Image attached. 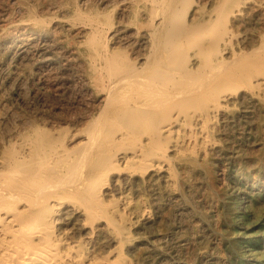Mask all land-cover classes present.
<instances>
[{
  "label": "rangeland",
  "instance_id": "1",
  "mask_svg": "<svg viewBox=\"0 0 264 264\" xmlns=\"http://www.w3.org/2000/svg\"><path fill=\"white\" fill-rule=\"evenodd\" d=\"M193 1L194 3L187 0V8L180 10L178 21L184 20L187 12L189 19L195 12L197 17L203 18L205 27L202 28L201 38L212 44L215 53L222 52L226 58L234 52L247 53L258 46L259 41L264 40V0H227L224 6V0ZM198 6L201 11L197 10ZM168 7V0H0V162L1 159L10 158L11 155L8 154L11 153L13 158L26 160L29 164L53 162L54 153L66 146L71 138L85 136L86 127L91 120L90 111L98 110L102 105L106 95L103 85L107 87L111 79L109 67L112 61L104 42L109 40V49L128 52L131 57L143 62L144 53L151 48L155 24L170 17ZM221 13L225 14L224 21ZM225 21L228 25L225 23L224 26ZM215 29L214 33L212 30ZM213 42L216 43L215 47ZM182 50L183 59H187L190 65L199 60L196 49L187 42L182 45ZM246 81L245 83L251 85L247 86L242 82L238 87L229 88L233 95L230 91L228 93V88H224L225 94L224 89H221L223 92L219 91L224 108L214 115L210 126V139L197 133L198 141L191 146L186 142L175 152H153L144 157L145 161L122 162L119 167L125 172L116 170L115 178L111 181L109 175L107 178V174L98 175L100 171L96 172L98 184L95 185H100L96 187L97 198L102 203L94 207L103 210L100 216L104 218L96 224L97 237L95 236L93 244L98 253L107 255L116 246L109 241L108 231L105 229V215L111 213L117 205L123 204L125 199H132L133 204L146 211L145 216L131 214L129 223L126 222L129 233L128 245L124 251L126 258L133 264H264V73L259 78L252 77ZM215 96L216 94L211 98L215 100ZM212 99L206 102L207 107L213 106L210 104ZM202 107H197L196 113L193 112L194 108L190 110L189 107L174 110L171 116L179 117L177 125L169 136L172 140L166 138L164 144L168 145L178 137L181 140L185 134H189L185 124L190 123L193 117L191 121H194L205 109V106ZM47 137H50L51 147L39 149L40 157L30 156L29 149L34 145L33 141H46ZM209 140L211 144L208 143ZM127 142L124 143L125 146ZM128 143L130 145H123L121 151L132 152L139 145L138 141L135 145L133 141ZM8 147L11 153L7 150ZM161 152L167 155L161 156ZM36 157L38 161H35ZM142 162L148 168L144 172L139 169L143 166ZM159 167L162 171L155 172ZM63 172L67 174V170ZM83 172L86 174L84 170ZM173 172L179 175L178 185L172 181ZM81 175L82 171L80 177ZM70 177L72 178L70 175L65 177L66 187L70 186L72 191L79 193L75 194L73 191L68 197L69 201L67 198L65 201L83 208L86 204L81 190L83 180L79 176H73V180ZM78 181L81 183L76 185ZM75 197L82 199L74 200ZM65 219L61 222V228L69 230L74 239L85 240V217L73 214Z\"/></svg>",
  "mask_w": 264,
  "mask_h": 264
},
{
  "label": "bare ground",
  "instance_id": "2",
  "mask_svg": "<svg viewBox=\"0 0 264 264\" xmlns=\"http://www.w3.org/2000/svg\"><path fill=\"white\" fill-rule=\"evenodd\" d=\"M160 1H162V0H160ZM168 1H169L168 10L166 8L165 9L167 11H169L170 17H167V18L170 20V22L167 23L168 19L163 18V20H161L158 24L157 23L155 24L154 30L152 31L151 48H149L148 51L146 50L147 51L146 53L143 52L144 53V61L143 62H141L142 60L138 61L137 58L131 57V55L128 52L119 51V49H118V51H116L115 49L114 50L109 49L108 48V41L109 40L106 39V41L104 42V46H106V48L108 50V54H109L110 59L112 61L111 66L109 65L110 66L109 69L111 71L109 75H110L111 79H110V83L107 87L104 86L105 84L103 85V87L106 90V95H105V99L103 98L104 100L102 102V105L99 107L98 110L96 109L97 111L96 110L90 111V112H92V114L88 111L90 113L91 120L89 121V123L86 127L87 130L85 129L86 130L85 136L79 137V139H77L75 137L71 138L66 146H64L62 149H60L59 151H56L54 153L53 158H55V160L53 162H48V163H46V162L45 163H37L36 162V163L29 164L26 160L21 161L18 158H13L14 155L12 157L11 150H9V147H8L7 150H9L11 153L8 155H11V157L1 159L2 161L0 162V264H133L130 261V259L128 260V258H126L125 251H124L128 245L127 244V238H128V233H129V229H128L126 222L128 221V223H129V216L131 214L137 213L138 215L141 214L142 216H145L146 211L144 209H142L139 205L133 204L132 199H131V201L128 199H125L123 204L117 205L116 207L113 206L114 208L112 209L111 213L110 212L107 213L108 212L107 211L106 213L108 215H105V218L107 221L105 229H106V231H108L109 241L114 242L116 244V246H115L114 251H111L107 255H102L101 253H98L96 251L95 245L93 244L95 236H96V230H98L96 224L101 222L102 221L101 219H104V218H103V216H100V214L103 210H101V209L98 210V208L94 207V206L98 205L99 203H102V201H99V199L97 198V195H98L97 191L98 190L96 189V187L98 188V186H100V185H97L98 183L96 182V180L98 179L97 176L100 174H105V175L107 174V178L109 175L111 177V178L109 177L110 181H111L113 178H115V175H114L115 171L121 169L119 166L121 165L122 162L129 163L130 161H135V162L141 161V160L145 161V160H143L144 157L150 153H153V152H156L158 154H159V151H164V152L174 151L175 152V151L181 149V146L183 144H185L186 142H188V145L191 146L192 144H194L198 141V137L196 135L197 133H201V135L204 136V138H208L209 133H210V126H212L211 123H212V121H214V115H217L218 112L220 111V109L223 107L222 100H221L222 96L220 95L219 91L221 89L223 90L224 88L227 90V88L229 89V88L235 87V86L241 84L242 82L245 83V82H247L246 81L247 79H251L252 77H258L259 78V76H261V74L263 76V73H264V40H262L261 42L259 41L260 44L258 46H256L254 49L252 48L253 49L252 51H248L247 53L244 51L234 52L233 54L231 53L232 56L226 58V57H224L222 52L215 53L212 50L213 49L212 44L205 41L206 39L203 40L201 38V34H202L201 31H202V28L205 27L204 26L205 20L203 18L197 17L196 12L191 16V19H189L188 12L185 13L184 18L182 17L184 20L178 21L180 18L179 16H181L180 10L187 6V0H168ZM191 1L194 3L193 0H191ZM207 1H209V0H207ZM225 1H227V0H224V2H223L224 4L222 3L223 6L226 3ZM160 3H164V2H160ZM195 4H197V3H195ZM253 4H255V3H253ZM222 5H220V7H222ZM235 5H237V4H235ZM164 6H163V8H164ZM158 7H159V5H158ZM82 8L84 9V7H82ZM260 8H263V7H260ZM194 9L195 8H193V10ZM198 9H200V11H201V7L198 6L197 10ZM204 9H205V7H204ZM262 10H264V9H262ZM238 11H239V9H238ZM226 13H228V12H225V14ZM222 14L223 13H221V15ZM228 14H230V13H228ZM224 15H222V17L219 15V19L221 17V19H223V21H224V18H223ZM250 15H251V13H250ZM40 18H42V17H40ZM241 18H242V16H241ZM227 21H229V19H227ZM225 23H226V21L224 22V26H225ZM103 29H104V27H103ZM222 29H223V27H222ZM23 30H25V29H23ZM220 30L221 29H219V31ZM212 31L215 33L216 29L212 30ZM235 34H237V33H235ZM243 34H245V33H243ZM215 35H217V34H215ZM95 36L97 37V35H95ZM121 37H122V33H121ZM230 37H231V35H230ZM149 40H150V38H149ZM210 41H211V39H210ZM185 42H187L190 46L195 48L197 51L196 55L199 57V60L194 64L190 65V63L188 62L187 59H186L187 61L183 59L182 45ZM214 44L216 45V43L213 42V46L215 47ZM225 44H227L226 41H225ZM217 45H218V43H217ZM142 46H144V45H142ZM41 47H43V46H41ZM240 47H242V46H240ZM128 49L129 48H127V50ZM147 49H148V47H147ZM190 49H191V47H190ZM217 49H218V47H217ZM60 50H61V48H60ZM7 53H8V50H7ZM15 53L16 52H14V54ZM138 54H137V56H138ZM134 57H136V56H134ZM198 57H196V58H198ZM190 60H191V58H190ZM0 61H1V59H0ZM99 68H100V66H99ZM83 70H85V69H83ZM99 72H101V71H99ZM0 73H1V71H0ZM103 80H104V78H102V81ZM104 83H106V81ZM245 85L250 86L251 84L245 83ZM101 87H102V85H101ZM247 88H249V87H247ZM257 88L258 87H256V89ZM260 88H262V87H260ZM241 89H242V87L240 88V90ZM226 90H225L224 94L226 93ZM231 90L232 89H229L228 93H229V91L231 93ZM234 91H235V93H237L236 90H234ZM253 91L255 92L254 89H253ZM215 94H216V96H215V100H214L211 98V96L215 95ZM258 97H259V95H258ZM213 98H214V96H213ZM209 99H212V101L214 100L213 103L211 100H210L211 103L209 102L210 104H213V106H211V107L206 106L207 105L206 102H208ZM2 104H3V102H2ZM88 105H89V103H88ZM202 105L205 106V109L203 111H201V113L199 115H197V117L195 118L194 121H191L194 118L193 117L190 121L188 120L190 123L185 124L186 126L184 125L190 131V133L187 135L185 134V136H183V139H181V140L178 137L177 140L170 141V140H172V137L170 139L169 136L171 135L173 130L176 128L177 120L179 118V117L174 118L173 116H171V113L176 109L180 110V109H184L186 107H189L190 110H191V108H194L193 112H195L197 107H198V109L203 108ZM196 112H198V111L196 110ZM11 113H13V112H11ZM9 115H10V113H9ZM19 116H20V114H19ZM192 116L193 115H191V117ZM20 118H22V117H20ZM222 118H223V116H222ZM16 119L18 120V118H16ZM185 119L186 118L184 117V120ZM25 120H27V119H25ZM220 121H222V120H220ZM85 122H86V120H85ZM40 128H42V127H40ZM8 133H10V132H8ZM23 133H24V131H23ZM26 135H29V134H26ZM210 137L208 139H210ZM166 138L170 139L169 140L170 142L168 143V145L164 144ZM27 139H26V142H28ZM49 139H50V137H47L46 141H38V142H34V141H36V140H34L33 141L34 145L31 146L29 149V153H31L30 156L37 155L40 157V155H38L39 149L41 150L42 148L46 149V148L51 147V145H50L51 140H49ZM127 141L128 142L133 141V143L135 142L134 144L132 143L133 145H135L136 142L138 141L139 145L132 152L131 151L128 152L129 150L128 151H125V150L121 151L122 150L121 147ZM29 142H31V141H29ZM63 142H64V140H63ZM128 142H127V144L130 145V143H128ZM210 142H211V140L208 141V143H210ZM21 144H23V143H21ZM30 144L28 146H30ZM127 144H126V146L124 145V147H127ZM206 145H208V144H206ZM215 145H217V144H215ZM189 150L191 151V148ZM9 151H7V152H9ZM16 151H17V149H16ZM221 151H223V150H221ZM217 152H218V150H217ZM4 153H5V150H4ZM41 153H43V152H41ZM194 153H195V151H194ZM165 154L167 155V153L163 154L161 152V156L165 155ZM149 158H150V155H149ZM161 159L163 160L162 157H161ZM36 160H37V157H36L35 161ZM171 160L172 159H170V161ZM39 161H40V159H39ZM145 163H147V161ZM170 163L171 162H169V165H170ZM177 164H178V162H177ZM142 165H143V162H142ZM157 165H159V164L157 163ZM191 165H192V163H191ZM191 165H189V166H191ZM127 167H125V168H127ZM206 168H207V166H206ZM139 169H141L144 172L148 168L145 167V165H143L142 167L140 166ZM172 169H173V167H172ZM179 169H181V168H179ZM63 170H67V174H65L63 172ZM83 170L86 172V174L83 172ZM80 171H82L81 177H80ZM120 171H123V170L121 169L118 172H120ZM160 171H162L161 167H159L155 170V172H160ZM192 171H193V169H192ZM96 172H99L98 175H96ZM123 172H125V171H123ZM132 173H133V171H132ZM181 173H183V172H181ZM169 174H170V172H169ZM66 175H70V176H72V178H73V176H79L83 180V183H82L83 187L81 188V190H83L84 197L86 199V204L82 206L83 208H81L75 204L72 205V204L67 203L69 201L68 197L71 196V193L73 191L75 192V190L72 191V188H69L70 186L66 187V184H65ZM195 175H196V173H195ZM178 176L175 175V173H174V176L172 178L173 183L177 184V185H178V181H179ZM105 177L102 179H105ZM201 177H200V179H201ZM148 178H150V176ZM206 178H207V176H206ZM197 179H199V178H197ZM75 180H77V179H75ZM208 180H209V178H208ZM105 182H107V180ZM66 183H68V182L66 181ZM70 183L73 184V182H70ZM75 183L76 182H74V184ZM80 183L81 182L77 183L76 185H78ZM95 183H97L96 184L97 186L95 185ZM137 184H139V183H137ZM191 185H194V184H191ZM74 186H73V189H74ZM177 187H179V186H177ZM78 189H79V187H78ZM99 189L101 191V188H99ZM192 191H194V189ZM77 192L78 191H76L75 194ZM104 192H105V190H104ZM104 192H102V193H104ZM83 193L81 192L82 195H83ZM105 195H107V194H105ZM249 195H250V193H249ZM184 197H187V196H184ZM66 198L68 201H65ZM76 198L77 197H75L74 200ZM78 198H80V197H78ZM100 198H101V196H100ZM108 198H109V196H108ZM138 198H136V199H138ZM81 199L82 198H80V200ZM104 199H106V198H104ZM106 202H107V204H109L108 201H106ZM143 204H145V203H143ZM80 205H81V203H80ZM170 211H171V209H170ZM191 213H193V212H191ZM73 214H80V215L85 217V220H86V222H85L86 227L85 228H87V231H86L87 237H84L86 239L83 241L74 239V237L70 236L69 230L62 229L60 226L63 219H65L66 217L71 216ZM167 215H168V213H167ZM74 216H76V215H74ZM150 216H151V214H150ZM78 219H80V218H78ZM144 220H146V219H144ZM74 222H75V219H74ZM160 222H162V220ZM163 222H164V220H163ZM77 224H76V226H77ZM102 225H103V223H102ZM103 226H105V225H103ZM160 231H161V229H160ZM219 231L221 232V230H219ZM160 234H161V232H160ZM130 239L132 240V238H130ZM187 239H189V238H187ZM145 243H147V242H145ZM151 245H153V244H151ZM188 247H190V246H188ZM170 248H172V247H170ZM133 249H135V248H133ZM133 249H132V251H133ZM227 250H229V249H227ZM176 254H177V252H176ZM231 258H232V256H231ZM180 260H182V259H180ZM175 262H176V260H175ZM240 262H241V260H240ZM158 263H160V262H158Z\"/></svg>",
  "mask_w": 264,
  "mask_h": 264
}]
</instances>
